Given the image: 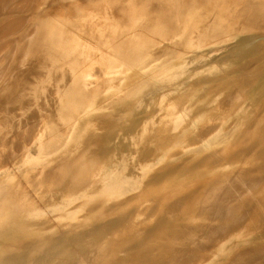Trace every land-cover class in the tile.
I'll return each mask as SVG.
<instances>
[{"label":"bare ground","instance_id":"bare-ground-1","mask_svg":"<svg viewBox=\"0 0 264 264\" xmlns=\"http://www.w3.org/2000/svg\"><path fill=\"white\" fill-rule=\"evenodd\" d=\"M14 24L22 26L9 30ZM216 34L221 35L217 43L204 45ZM6 55L0 64L1 71L6 68L0 79V116L8 114L6 124L0 123V264H93L100 248L89 247L90 236L113 229L119 212L91 219H84V213L91 217L95 209L111 210L110 202L127 194L122 183L136 180L124 178L133 169H121L122 162L148 164L138 158L151 147V155H179L188 143L206 159H223L212 160L207 169H200L202 164L182 169L183 160L173 168L167 163L151 167L152 182L191 185L154 192L142 188L136 195L157 199L170 190L181 193L187 199L183 205L204 217L190 218L188 224L177 217L181 223L166 225L140 216L134 225L126 222L131 233L124 235L123 225L120 235L161 238L174 247L154 251L162 257L141 250L139 258H113V252L112 259L106 258L142 264H264V0H0V60ZM214 79L223 83L214 87L222 91L208 97L204 90ZM152 98L157 106H150ZM230 99H246L250 105L226 132L224 113L238 109L224 104ZM186 100L184 108L169 106ZM28 110L36 116L16 120ZM140 117L147 120L140 122ZM58 118L66 122L64 128L60 124V138ZM154 126L169 133L168 127L175 135L172 146L163 148L165 140L160 147L149 142L159 138L149 134ZM74 161L89 173L80 180L98 184L96 196L103 202L95 207L72 200L76 208H60L76 193ZM171 171L175 175L166 180ZM247 179L254 180L251 186ZM161 204L167 202H145L148 209ZM60 213L81 214L68 219ZM140 230L147 234L132 232ZM196 231L205 236L200 238L204 243L197 242ZM184 254L196 256L184 263Z\"/></svg>","mask_w":264,"mask_h":264},{"label":"rangeland","instance_id":"rangeland-1","mask_svg":"<svg viewBox=\"0 0 264 264\" xmlns=\"http://www.w3.org/2000/svg\"><path fill=\"white\" fill-rule=\"evenodd\" d=\"M13 26H14V28H15V30H16V28H17V26L20 28V26H22V25H17V24H14V25H12L11 27H9V30H11L12 28H13ZM11 28V29H10ZM13 28V29H14ZM216 36H218V37H216ZM220 34H216L215 35V37L214 38H212V37H210V39H209V37H208V42L207 43H204V45H210V44H215V43H217V41L219 40L218 38H220ZM214 39V41H212ZM216 39V40H215ZM12 40H13V42H15L16 43V39H15V37H13L12 38ZM211 42V43H210ZM6 57H8L7 55L6 56H3V59H1L0 60V64L1 63H4V62H6ZM135 58H136V56H134ZM135 58H133L132 60L134 61L135 60ZM5 59V60H4ZM5 68V67H4ZM6 68H5V70L4 69H2V71L0 70V79H3V77H5V75H6ZM243 72H244V69H243ZM242 72V73H243ZM246 72H244L243 74H245ZM246 75H247V73H246ZM214 83L213 84H211V86H208V87H204L205 88V92H206V96H211V95H216L215 93L217 92V95H220V93L219 92H221L220 91V89L218 90L217 88H214V87H218L219 88V86H221V84H223V83H221V82H218V79H214V80H212ZM216 81V82H215ZM264 81H262V83H263ZM214 85V86H213ZM213 86V87H212ZM211 87L214 89H211ZM221 88V87H220ZM217 89V90H216ZM207 90H209V92L207 91ZM226 90H229V89H226ZM219 93V94H218ZM250 97V93H249V96L247 97V98H249ZM240 98L242 99V96L240 95ZM241 99H238L237 101L239 102V103H237V101L235 100L234 101V103H233V100L232 99H230L228 102L227 101H225L226 103H224V104H227V105H236V107L238 108V109H231V112H225L224 113V116L225 117H222L223 118V120H226V121H224L223 123V126L222 127H226V129H225V131L226 132H228L229 130H231V129H234L236 126H237V122L236 121H233V120H236L237 119V117H239L240 116V114H242V113H244L245 112V110L248 108V106L250 105V101L249 100H247V101H241ZM231 100H232V102H231ZM240 100V101H239ZM156 100L154 99V98H152L151 99V101H150V106H157V102H155ZM215 101H213L212 103H210V104H213ZM218 103V102H217ZM232 103V104H231ZM160 105L162 104V103H159ZM174 106H173V105ZM185 104V105H184ZM187 104H189V102L186 100V101H177V102H175V101H173L172 103H170L169 104V106L171 107V106H173L174 108H176V109H181V108H184V107H186L187 106ZM184 107H183V106ZM235 105L233 106V108H236L235 107ZM241 105V106H240ZM178 107V108H177ZM43 109V108H42ZM41 109V110H42ZM44 109H47V108H44ZM43 109V110H44ZM187 109V108H186ZM40 110V111H41ZM35 110H28L27 112L26 111H22V113H20L21 115H17V117H19V119L17 118L16 120H20V118L21 119H23V117H25L24 115L26 114V117H32V114H35V116H36V112H34ZM44 111H46V110H44ZM227 113V114H226ZM229 113V114H228ZM15 114H16V112H15ZM23 114V115H22ZM235 114H236V116H235ZM30 115V116H29ZM231 115V116H230ZM235 116V117H234ZM2 117H4V118H2ZM7 117V118H6ZM228 117V118H227ZM0 123H5L6 124V122L8 121V114L7 113H4V114H1V116H0ZM57 118V117H56ZM222 118H221V122H222ZM226 118V119H225ZM140 119H141V121H143V120H147V119H144V118H139V121H140ZM158 120V118H148V120H151V121H153V120ZM58 120L60 121V122H58ZM58 120H56L57 122H58V125H60L61 124V122L63 123V124H61L62 125V127L64 128L65 126H64V122H63V120H60L59 118H58ZM6 121V122H5ZM137 121H138V118H137ZM140 121V122H141ZM232 121H233V123H232ZM66 123V122H65ZM8 124H9V122H8ZM229 124H231V125H229ZM61 125L59 126L60 128H58L59 129V135H58V138H60V136L62 137V131H63V128L61 127ZM227 125H229V126H227ZM32 126V128L34 127V125H31ZM31 126H29V128H31ZM151 126V125H150ZM229 127V128H228ZM28 128V127H27ZM31 128V129H32ZM62 128V130L60 131V129ZM157 132V133H155V131ZM164 129H166L167 131H169V133L168 132H165V131H158L157 130V127L156 126H154V127H152V130L150 131L151 133H149L150 135H152L153 136V134H154V137H156V138H158V139H156V142L153 140V141H149V142H152V144L153 143H156L157 145H159V147H160V144H162L163 142L162 141H164L165 140V144L163 143L161 146L164 148H168L173 142V140H174V138L173 137H175V135L173 134V133H171V131L168 129V127L166 126V127H164ZM171 133V134H170ZM169 134V135H168ZM173 134V135H172ZM156 135V136H155ZM159 135V136H158ZM164 135V136H163ZM168 135V136H167ZM162 136V137H161ZM165 136H167V138L166 139H164V137ZM230 136V135H229ZM161 137V138H160ZM169 137V138H168ZM173 138V139H172ZM159 140V141H158ZM167 140H169V141H167ZM171 141V142H170ZM159 142H162V143H159ZM168 144H167V143ZM145 143V142H144ZM146 143H148V142H146ZM164 145H166V146H168V147H166V146H164ZM172 146V145H171ZM161 147V148H162ZM194 147H192V145L191 144H189L188 143V147L184 150V151H182V153L181 152H179V155H178V152H174L175 153V155H174V153H172V154H170V152H168V153H165V152H161V153H156V155L153 153L152 155L149 153V151H151V149H152V147L150 148V150H148L146 153H144L145 155H146V157L148 158H146L144 155H142V157L143 158H141V155H139V157H140V159L138 158V160L139 161H142V159H144V160H148V164L146 163V164H140V165H129V166H127L126 165V163L124 162H122V164H121V166H122V168L121 169H126L127 171H130L131 169H133L131 172H130V175H129V173H124V178L126 179H128V178H131V179H133V178H135V180L136 181H134L133 183H127L128 185H126L125 186V183H122V186H124L125 188H124V191L127 193L124 197H121V198H119V199H117V200H113V201H111L110 202V209L112 210H109L108 209V211H103V209L102 208H99V209H95L94 211H91V217H90V213L88 214V212H86V213H84V215H85V217H84V219H91V218H98V217H108L107 216V214H109V217H112L111 215L113 214V216H116L115 214H117L118 212H119V214L116 216V217H113V218H117L118 217V223L117 222H115V224H114V222L112 223V224H114V228L113 229H110L111 227H109V229H104V230H99V231H95V232H93V235L92 236H90L91 237V241L93 242V241H95V242H90L91 244H89V247L90 248H93V249H95V248H100L99 250V254L100 255H104L105 254V256H102V259H101V256L97 253L96 255H98V256H93V261L95 262H93V264H96L97 262H99L100 264H102V263H104V264H106V262L110 259V256H111V259H112V256H113V253H114V257L113 258H115V257H128V258H139L140 256H141V254L139 255V253H140V251L141 250H148V251H150L151 252V255L153 254V256L154 257H162V256H164V253H155L154 254V251L156 252V251H167V250H170V249H172L174 246L173 245H167V243H165L161 238H148L147 236L146 237H137V238H133V239H129V238H127L126 239V237L125 236H123V235H120L121 233V231H122V229H124V226L123 225H125V229L123 230V231H125L124 232V235L126 234V233H128V232H130L129 230H127L126 231V229L128 228V223H132V225H134V224H136V222L138 223V221H140L139 219H142L144 216V218L143 219H149L150 218V216H151V220H155L156 222H157V224H159V223H161V224H166V225H171V224H173V222H174V224H176V223H178L179 221V219L181 220V222L182 223H184V224H188V223H191L194 219H196V217L197 218H203L204 216H203V213L202 212H198L197 211V214L196 213H192L190 210L192 209L191 207H185L186 205L184 204L183 205V203H185L184 201L185 200H187L186 199V197H185V195L184 194H179V193H176V192H172L171 190L169 191V192H171V194H173V195H175V197H173V195H169L170 193L169 192H167V193H164L163 195H161V196H157V199L156 198H146V197H144V196H137L138 195V193H140V192H142V188H144V190L143 191H146V192H151V191H159V190H161V188H167V187H177L178 186V188H183V187H189V185H191V184H189V183H187V184H185V183H183L182 182V184H181V182H179V183H171V182H166V181H160V182H157V181H151V180H149V179H152L153 178V176H154V174H153V172L151 171V167L152 168H154V166H155V169H157L158 167L160 168H162V166L165 164V163H167V164H169L172 168L173 167H175L176 166V164H179V162H180V164H182L183 162L185 163V164H183V166H179V167H183L182 169H186V168H190V166H192L193 168L194 167H200L201 166V164H202V167H200V169H207V168H211L212 167V165H214L213 163H215L214 161H216V160H221V159H223V157H216L215 158V156H213V157H210V158H207L208 160L210 159V162L208 163L207 162V159H206V157H203L204 155L203 154H201V153H203V152H201L200 150H195V149H193ZM177 153V154H176ZM148 154V155H147ZM170 154V155H169ZM194 154H200V155H198V156H196V157H192ZM149 155H151V157L149 156ZM191 156V157H190ZM138 157V156H137ZM171 157V158H170ZM188 157H190V158H188ZM168 158V159H167ZM186 158V159H185ZM205 158V159H204ZM221 158V159H220ZM225 158V157H224ZM187 159H189L188 161H187ZM204 159V160H203ZM182 160H183V162H182ZM212 160H213V163H212ZM196 161V162H195ZM79 162V161H78ZM205 164H204V163ZM208 164H207V163ZM195 163V164H194ZM198 163V164H197ZM200 163V164H199ZM207 164V165H206ZM75 165V166H74ZM174 165V166H173ZM198 165V166H197ZM72 166H74V170H72L73 172H75V173H73V175L72 176H76V175H74V174H77V176L74 178V180H76L77 181V183H76V186L75 187H77L76 188V190H74L76 193H74L75 195H73V196H71V198L68 200V203H65V204H62V205H60V208L61 209H65V210H70V209H73V207H77L75 204H70L71 202H72V200H74V201H76V202H82V201H84V202H88V203H92V204H89V205H87V207H89V206H93V207H95L96 206V204L97 203H101V202H103L101 199H99L97 196H96V194H97V191H98V184H95V183H93L92 181H83V180H80V179H82V178H84V177H87L88 175H89V173L86 171V173H85V171L84 170H82L81 171V169L82 168H80V167H76V164H75V161L73 162V164H72ZM97 166H99V165H97ZM209 166H211V167H209ZM77 170V171H76ZM78 170H79V172H78ZM79 174H80V176H79ZM82 174V175H81ZM153 174V175H152ZM149 175H152V176H150L149 177ZM165 176L163 177L164 178V180H165V178H166V176H167V174H164ZM171 175V178L175 175L174 174V171H171L170 173H169V175L167 176V179L166 180H168V178H169V176ZM81 177V178H80ZM145 179V180H144ZM144 180V181H143ZM148 180V181H147ZM221 180V179H220ZM220 180H218V181H215V182H220ZM247 180H248V182H250V183H248L247 182ZM247 180H245V183H247V185L249 186H251V181L253 180H251L250 181V179H247ZM75 181V182H76ZM79 181H81L80 183H79ZM146 181H147V183H146ZM254 181V180H253ZM83 182V183H82ZM152 182V183H151ZM144 183H146V184H144ZM255 183V182H254ZM88 185V186H86V185ZM148 184H150V185H148ZM152 184H154V185H152ZM156 184V185H155ZM181 184V185H180ZM197 183H192V185H196ZM253 184V183H252ZM144 185H146V186H144ZM177 185V186H176ZM183 185V186H182ZM74 187V188H75ZM82 188V189H81ZM148 189V190H147ZM78 191V192H77ZM86 191H89L88 192V196H85L84 195V193L86 192ZM166 191H168V190H166ZM136 193H137V195H136ZM169 193V194H168ZM175 193V194H174ZM133 195H135L134 197H133ZM178 195V196H177ZM181 195H182V202H181ZM171 196V197H170ZM212 196V195H211ZM210 196V197H211ZM87 197V198H86ZM129 197H133L132 198V200H131V198H129ZM160 197V198H159ZM178 197H179V199H178ZM185 197V198H184ZM209 196H207L205 199H207ZM125 198H127V199H129V201L128 200H126ZM136 198V199H135ZM162 198V199H161ZM203 199H204V197H202ZM122 199H123V201L126 203H124L123 201H122ZM126 201H125V200ZM135 199V200H134ZM158 200V201H165V202H167V206L164 204H161V205H158V206H156L157 208H149L148 209V205H146L145 206V202H148V201H154V200ZM168 200H169V202H168ZM176 200V201H175ZM116 201V202H115ZM120 201V202H119ZM122 201V202H121ZM175 202H177V204L179 205V207H178V205L175 203ZM94 203V204H93ZM111 203L114 205V206H111ZM117 203V204H116ZM119 203V204H118ZM121 203H124V204H121ZM135 203H136V205H135ZM139 205H138V204ZM141 203H143V205H141ZM171 203V204H170ZM115 204L117 205V207H118V209H117V207L115 206ZM180 204H181V206H180ZM120 205H121V207H120ZM124 207H123V206ZM135 206V208H134V206ZM138 205V208H136V206ZM140 205H141V208L142 209H140ZM177 205V206H176ZM172 206L174 207V208H172ZM175 206H176V208L178 209V210H182V212H180L179 213V211L175 208ZM114 207H116V208H114ZM123 207V208H122ZM133 209H132V208ZM147 207V208H146ZM169 207V208H168ZM181 207H182V209H181ZM113 208V209H112ZM127 208H130V210L129 211H127ZM145 208H146V211H147V213L145 212ZM185 208H187V209H185ZM125 210L124 212H123V214H122V211L121 210ZM137 209V210H136ZM171 209H173L172 211H174L173 213H171L172 211H170L169 212V210H171ZM117 210V211H116ZM121 212H120V211ZM142 210V211H141ZM153 210H155V211H153ZM160 210V211H159ZM178 211V212H176V211ZM183 210H186V213H185V211H183ZM100 211V212H99ZM102 211H103V213H102ZM131 211V212H130ZM140 211V212H139ZM143 211L145 212V213H143ZM188 211V212H187ZM107 212V213H106ZM114 212H116V213H114ZM127 212V213H126ZM135 212H137V213H143V214H136L135 215ZM155 212V213H154ZM161 212V213H160ZM164 212V213H163ZM168 212V213H167ZM96 213H98V215L96 214ZM129 213H131V215L129 214ZM151 213V214H150ZM170 213V214H169ZM176 214V216H175V214ZM185 213V214H184ZM37 214V213H36ZM36 214H32L31 216L33 217H36ZM81 213H60L58 216L59 217H61V218H68V219H74V218H77V217H80L79 215H80ZM87 214H88V216H87ZM102 214V215H101ZM150 214V215H149ZM156 214V215H155ZM187 214V215H186ZM191 214H193V215H191ZM83 215V216H84ZM94 215V216H93ZM104 215V216H103ZM106 215V216H105ZM121 215V216H120ZM165 215V216H164ZM173 215H174V217H173ZM128 216V217H127ZM142 218H141V217ZM154 216H156V217H154ZM169 218H168V217ZM181 216V217H180ZM189 218H188V217ZM191 216V217H190ZM87 217V218H86ZM135 217V218H134ZM167 217V219L165 220V218ZM171 217V218H170ZM177 217L179 218L178 220H177ZM187 217V218H186ZM193 217V218H192ZM131 218H132V220L134 219V221H131ZM186 218V220H184V219ZM191 218V222H190V219ZM130 219V220H129ZM137 219V220H136ZM160 219V220H159ZM188 219V220H187ZM129 220V221H128ZM170 220H171V222H170ZM184 220V221H183ZM125 221V222H124ZM176 221H178V222H176ZM188 221V222H187ZM67 222H72L71 220H67ZM121 222V223H120ZM126 222H128V223H126ZM181 222H179V223H181ZM187 222V223H186ZM81 223V222H80ZM123 223H125V224H123ZM134 223V224H133ZM78 224H79V222H78ZM131 225V224H130ZM129 225V226H130ZM41 231H43V232H45V233H58V231H47V229H43V230H41ZM115 231V232H114ZM123 231H122V234H123ZM118 232V233H117ZM133 233H135V234H147V231L145 232V231H143V230H140V231H132ZM164 232H166V233H168L169 234V232L170 233H177V232H181V233H187V234H189L190 233V231H188V230H183V231H177L176 232V230H166V231H164ZM196 232H198V231H196ZM108 233H109V235H111V233H112V235L111 236H109L108 235ZM131 233V232H130ZM132 233V234H133ZM199 233L200 232H198V234H197V237L196 238H198L197 239V242H200L201 244L202 243H204L203 242V240L204 239H206V238H204L203 236H199L198 237V235H199ZM204 233V232H203ZM115 234V235H114ZM201 234V233H200ZM117 235V237H115ZM119 235H120V239L118 238L119 237ZM94 236V237H93ZM114 236V237H113ZM113 237V238H112ZM201 237H203L204 239L202 240V239H200ZM96 238V239H95ZM109 238H110V240H109ZM119 240H118V239ZM94 239V240H93ZM122 239V240H121ZM129 239V240H128ZM141 239V240H140ZM108 240V241H107ZM114 240H116V241H114ZM124 240H125V242H127L128 241V243H126L125 244V242H124ZM133 240L135 241V243L136 244H133L134 242H133ZM199 240V241H198ZM104 241V242H103ZM130 241V242H129ZM124 242V243H123ZM133 242V243H132ZM141 242V243H140ZM155 242V243H154ZM163 242V243H162ZM131 243V244H130ZM148 243V244H147ZM154 244V246H151V245H153ZM115 246H114V245ZM151 244V245H150ZM155 244H156V246H155ZM91 245V246H90ZM120 245H122V247H120ZM124 245H126L125 247H124ZM127 245H128V247H127ZM131 245V246H130ZM109 246H111V247H109ZM130 246V247H129ZM205 246V245H204ZM67 246H63V248H66ZM89 247H87V248H89ZM95 247V248H94ZM124 247V248H123ZM139 247V248H138ZM170 247H172V248H170ZM115 249V251H113ZM116 249H120L119 251L118 250H116ZM122 249V250H121ZM130 249V250H129ZM86 250V249H85ZM130 251V252H128V251ZM137 250V251H136ZM104 253H103V252ZM127 251V252H126ZM102 252V253H101ZM113 252V253H112ZM118 252V253H117ZM123 252V253H122ZM82 253H84V252H82ZM126 254V256H124L125 254ZM110 254V255H109ZM118 254V255H117ZM120 254V255H119ZM128 254V255H127ZM84 255V254H83ZM123 255V256H122ZM194 255V256H193ZM100 256V257H99ZM108 256V258L109 259H107L106 257ZM188 254H184V255H182V257H184V258H187V260L188 259H190L191 260V258H194L196 255L195 254H191V255H189L188 257ZM193 256V257H192ZM104 257H105V260H104ZM197 257H198V255H197ZM101 259L100 261H97L98 259ZM96 260V261H95ZM190 260H188V261H184V263H186V262H190ZM88 261V260H87ZM86 260H82L81 261V263H77V264H89L88 262H90V261H88L87 262ZM104 261H106V262H104ZM92 262V261H91ZM90 262V264H92ZM193 261L191 260V263H187V264H196L195 262H193ZM99 263H97V264H99ZM142 264V263H140V262H122V263H119V262H110V261H108L107 262V264ZM183 263V262H182ZM181 263V264H182ZM143 264H151V262L150 263H143ZM152 264H170V263H162V262H159V263H156V262H153ZM172 264V263H171ZM174 264V263H173ZM175 264H177V263H175ZM178 264H179V262H178Z\"/></svg>","mask_w":264,"mask_h":264}]
</instances>
